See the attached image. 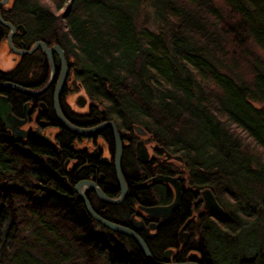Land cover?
<instances>
[{"label": "trees", "instance_id": "1", "mask_svg": "<svg viewBox=\"0 0 264 264\" xmlns=\"http://www.w3.org/2000/svg\"><path fill=\"white\" fill-rule=\"evenodd\" d=\"M13 3L37 38L71 54L86 94L210 188L223 211L191 224L200 263L264 264V0ZM11 140L0 125V264H149L62 192L56 149L46 147L45 166L40 155L28 165ZM171 242L147 241L153 254Z\"/></svg>", "mask_w": 264, "mask_h": 264}, {"label": "flooded vegetation", "instance_id": "2", "mask_svg": "<svg viewBox=\"0 0 264 264\" xmlns=\"http://www.w3.org/2000/svg\"><path fill=\"white\" fill-rule=\"evenodd\" d=\"M13 6L11 0L0 3V96L6 98L10 112L17 119L18 127L24 131L23 137L13 138L11 131H8L0 118V125L6 128L12 145L20 149L22 157L28 158L26 159L28 165L32 164L31 162L37 165L39 160L32 161L31 158L41 156L40 162L45 166L49 158L46 147L56 149L58 164L54 172L61 181L62 192L71 189L77 202L82 205V200L75 189L81 182L82 192L89 199L93 209L102 217L128 227L142 221L136 232L144 237L146 242L151 240L155 243L161 234L164 238H171L173 245L154 251L155 254L152 253L156 259L166 261L164 250L171 247L167 262L200 263V251L189 246L190 227L210 210L204 209L203 202L199 200L202 188L191 183L190 170L183 158H175L174 156L178 154L161 145L147 129L140 126V131H137L135 128L137 124H133L129 129L117 123L106 105L93 99L78 86L79 81L75 77L71 54L54 40L37 38L24 23L18 21ZM1 18L11 23L15 29L5 25ZM37 41H42L47 47L59 45L63 50L65 62H62L57 49L50 51V57L40 44L32 49ZM63 73L64 84L56 95V85ZM49 78L50 84L42 89ZM15 84L26 86L33 92L18 88ZM55 102L64 117L78 127L89 128L108 120L114 122L123 146L120 171L127 187V195L122 202H105L93 188V186L99 188L108 197H117L120 194L114 165L115 140L112 127L105 125L91 134L73 133L59 121L54 109ZM139 141L148 151L149 160L146 162L136 157V144ZM156 174L169 175L179 180L182 199L186 196L185 207L181 199L170 220L155 227V235L148 237L147 234L153 231L147 230L152 221L147 218L141 206L166 205L174 197L173 185L167 181L147 184ZM91 219L98 227L119 233L110 230L92 217ZM186 221L188 223L184 226ZM184 233H187L185 243L180 241V236L184 237Z\"/></svg>", "mask_w": 264, "mask_h": 264}, {"label": "water", "instance_id": "3", "mask_svg": "<svg viewBox=\"0 0 264 264\" xmlns=\"http://www.w3.org/2000/svg\"><path fill=\"white\" fill-rule=\"evenodd\" d=\"M0 2H3V1H0ZM1 21L5 25L10 26L13 30L15 29V27L11 23L4 21L2 18H1ZM38 44L43 46V48L48 53L49 57H50V51L57 49L58 52L60 53V58H61L62 62L63 63L65 62L64 58H63V50L59 47V45H53L52 47H47L42 41H37L33 45L32 49H34L35 46ZM32 49H30V50H32ZM19 52H22V51H19ZM50 82H51V78H49V80L46 82V84L41 88L42 89L46 88L50 84ZM63 84H64V73L62 74V76L60 77V79L57 82L56 95H58V93L60 92L61 88L63 87ZM15 86L18 88H21L23 90H26L28 92H33V90L28 89V87L21 86L18 84H15ZM81 97H83V96H81ZM81 99H83V98H81ZM80 103H82V100L80 101ZM54 109L56 111V115H57L59 121L61 122V124L66 129H68L69 131L76 133V134H91V133L98 131L100 128H102L105 125H110L112 127V130L114 133V140H115V160H114L115 164L114 165H115V171H116V175H117V179H118V183H119L120 194L117 197H108L99 188H96L95 186H93V188L96 190L98 196L105 202H109V203H120V202H122L127 195V187H126V184H125V182L121 176V171H120V167H121L120 163H121V158H122L123 146H122L121 139H120V136L118 134V131L116 129L114 122L111 120H108V121H104V122H102L96 126H93V127L81 128V127H78V126L72 124L70 121H68L64 117V115L60 111L56 102H55ZM0 118L6 124V128L8 129V131H11L13 138L18 139V138H21L24 136V131H22L17 125L16 117L10 112V105L6 102V98L2 97V96H0ZM135 128L137 131H140V129H141L140 126H138V125H136ZM136 157H137V159H139L140 161H143V162H146L149 160L148 151H147L145 145L141 141H139L136 144ZM174 157L177 159H181L180 155H175ZM161 181H167L171 185H173L174 197H173V200L166 205L141 206L142 210L147 214V218L150 221H152V223L149 225L147 230H153V231H151L149 234H147L148 237H153L155 235V231H154L155 227H157L160 224H165L170 220L172 213L180 205L181 199H182L181 185L179 183V180L176 177H172L169 175H163V174H156L148 180L147 184L151 185V184L161 182ZM80 184H81V182L75 187V189L78 192L80 199L83 201L88 215L90 217H92L93 219L97 220L98 222H100L105 227L109 228L110 230L122 233V234L132 238L135 241V243L137 244V246L139 247L141 253L143 254V256L145 258V260L149 264H200L197 261L167 262V260H169L168 252L172 251L171 247H168L164 250V259L166 261L156 259L153 256L145 238L136 232V230L141 226L142 221H138L139 224L133 223L132 227H128L126 225L117 224V223H114V222L107 220L106 218L99 215L92 208V206H91L90 202L88 201L87 197L85 196L84 192H82V190L80 188ZM200 193H201V195L199 197V200L203 202L204 209L215 211L217 213H221L223 211L222 206L218 203V201L216 200V198H215L214 194L212 193V191L210 190V188H208V187L203 188L200 190ZM155 221H158V222L156 223ZM187 223H188V221L185 222L184 226ZM186 238H187V233H184V237L180 236V241L185 243Z\"/></svg>", "mask_w": 264, "mask_h": 264}, {"label": "bare ground", "instance_id": "4", "mask_svg": "<svg viewBox=\"0 0 264 264\" xmlns=\"http://www.w3.org/2000/svg\"><path fill=\"white\" fill-rule=\"evenodd\" d=\"M0 1H3V2H5V0H0ZM11 1H13L14 2V0H11ZM3 2H0V3H3ZM61 10H65V8L64 7H62L61 8ZM22 86V85H21ZM78 86L79 87H81L82 88V90L84 89L83 87H82V83L81 82H79L78 83ZM26 87V86H25ZM85 90V89H84ZM108 109V108H107ZM66 118V117H65ZM67 119V118H66ZM76 187V186H75ZM81 188V187H80ZM77 192V191H76ZM77 194H78V192H77ZM79 196V195H78ZM88 201H89V199H88ZM90 202V201H89ZM91 204V203H90ZM82 205H83V207H85L84 206V203H83V201H82ZM91 206H92V204H91ZM93 208V207H92ZM86 210V209H85ZM87 212V211H86ZM215 212V211H214ZM107 220H109V219H107ZM109 221H111V222H114V223H116L115 221H112V220H109ZM117 224H119V223H117Z\"/></svg>", "mask_w": 264, "mask_h": 264}, {"label": "rangeland", "instance_id": "5", "mask_svg": "<svg viewBox=\"0 0 264 264\" xmlns=\"http://www.w3.org/2000/svg\"><path fill=\"white\" fill-rule=\"evenodd\" d=\"M149 14H150V13H149ZM148 18H149V17H148ZM150 22H151V19H149V21H148L147 24H149ZM150 24H151V23H150ZM150 24H149V25H150ZM149 27H150V26H149ZM0 56H1V55H0ZM0 60H1V57H0ZM3 231H4V230H3ZM3 231H2V232H3Z\"/></svg>", "mask_w": 264, "mask_h": 264}]
</instances>
